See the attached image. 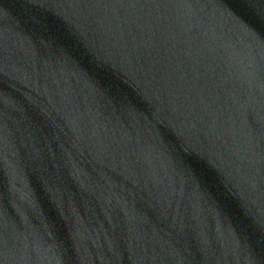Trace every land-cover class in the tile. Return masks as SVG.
I'll use <instances>...</instances> for the list:
<instances>
[{
	"label": "water",
	"instance_id": "1",
	"mask_svg": "<svg viewBox=\"0 0 264 264\" xmlns=\"http://www.w3.org/2000/svg\"><path fill=\"white\" fill-rule=\"evenodd\" d=\"M0 264H264V0H0Z\"/></svg>",
	"mask_w": 264,
	"mask_h": 264
}]
</instances>
